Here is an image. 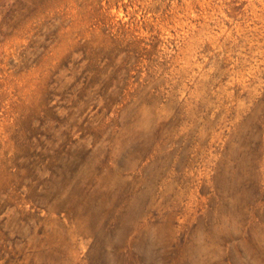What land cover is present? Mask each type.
Returning <instances> with one entry per match:
<instances>
[{
    "label": "rangeland",
    "instance_id": "1",
    "mask_svg": "<svg viewBox=\"0 0 264 264\" xmlns=\"http://www.w3.org/2000/svg\"><path fill=\"white\" fill-rule=\"evenodd\" d=\"M0 264H264V0H0Z\"/></svg>",
    "mask_w": 264,
    "mask_h": 264
}]
</instances>
